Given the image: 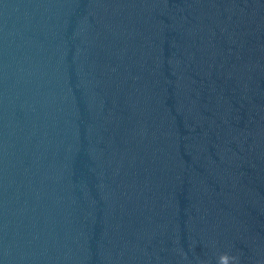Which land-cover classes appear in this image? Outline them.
<instances>
[{"label": "water", "instance_id": "1", "mask_svg": "<svg viewBox=\"0 0 264 264\" xmlns=\"http://www.w3.org/2000/svg\"><path fill=\"white\" fill-rule=\"evenodd\" d=\"M264 264V0H0V264Z\"/></svg>", "mask_w": 264, "mask_h": 264}, {"label": "clouds", "instance_id": "2", "mask_svg": "<svg viewBox=\"0 0 264 264\" xmlns=\"http://www.w3.org/2000/svg\"><path fill=\"white\" fill-rule=\"evenodd\" d=\"M216 264H238V257L222 252L216 256Z\"/></svg>", "mask_w": 264, "mask_h": 264}]
</instances>
